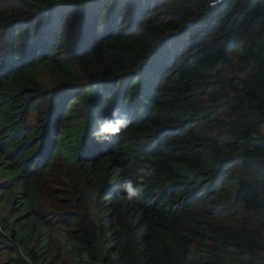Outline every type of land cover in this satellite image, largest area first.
Returning <instances> with one entry per match:
<instances>
[{"label": "trees", "instance_id": "obj_1", "mask_svg": "<svg viewBox=\"0 0 264 264\" xmlns=\"http://www.w3.org/2000/svg\"><path fill=\"white\" fill-rule=\"evenodd\" d=\"M209 1L0 0V264H264V0Z\"/></svg>", "mask_w": 264, "mask_h": 264}, {"label": "clouds", "instance_id": "obj_2", "mask_svg": "<svg viewBox=\"0 0 264 264\" xmlns=\"http://www.w3.org/2000/svg\"><path fill=\"white\" fill-rule=\"evenodd\" d=\"M130 124L129 115L116 108L112 110L111 115L101 117L91 135L97 142H109L114 137L118 138ZM156 173L157 167L151 162V158H145L144 162L135 168L134 177H125L119 184V191L124 194V199L130 203L140 200L148 187L146 181Z\"/></svg>", "mask_w": 264, "mask_h": 264}, {"label": "built area", "instance_id": "obj_3", "mask_svg": "<svg viewBox=\"0 0 264 264\" xmlns=\"http://www.w3.org/2000/svg\"><path fill=\"white\" fill-rule=\"evenodd\" d=\"M220 2H222V0H210L209 4H210V6H214V5H216V4L220 3Z\"/></svg>", "mask_w": 264, "mask_h": 264}, {"label": "rangeland", "instance_id": "obj_4", "mask_svg": "<svg viewBox=\"0 0 264 264\" xmlns=\"http://www.w3.org/2000/svg\"><path fill=\"white\" fill-rule=\"evenodd\" d=\"M0 261H2V258L0 259Z\"/></svg>", "mask_w": 264, "mask_h": 264}]
</instances>
